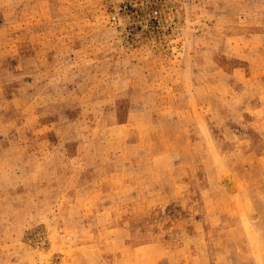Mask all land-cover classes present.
Here are the masks:
<instances>
[{"label": "rangeland", "instance_id": "obj_1", "mask_svg": "<svg viewBox=\"0 0 264 264\" xmlns=\"http://www.w3.org/2000/svg\"><path fill=\"white\" fill-rule=\"evenodd\" d=\"M0 264H264V0H0Z\"/></svg>", "mask_w": 264, "mask_h": 264}]
</instances>
